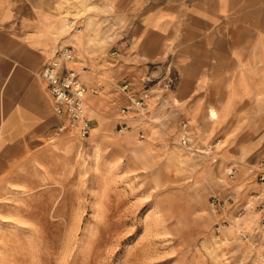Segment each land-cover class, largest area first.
I'll return each mask as SVG.
<instances>
[{
	"label": "rangeland",
	"instance_id": "374dc122",
	"mask_svg": "<svg viewBox=\"0 0 264 264\" xmlns=\"http://www.w3.org/2000/svg\"><path fill=\"white\" fill-rule=\"evenodd\" d=\"M91 23L111 37L106 18ZM164 64L131 88L145 109L122 112L128 94L101 83L87 96L90 136L58 124L4 147L0 264H264V122L258 146L239 153L252 123L172 100L179 75Z\"/></svg>",
	"mask_w": 264,
	"mask_h": 264
},
{
	"label": "crops",
	"instance_id": "0c3cea01",
	"mask_svg": "<svg viewBox=\"0 0 264 264\" xmlns=\"http://www.w3.org/2000/svg\"><path fill=\"white\" fill-rule=\"evenodd\" d=\"M69 10L87 11L85 34L66 40L75 43L79 62L89 67L83 77L88 88L133 86L152 74L154 62L167 60L165 73L184 76L178 77L172 100L206 107V120L252 123L240 136L239 153L258 146L264 122V0H0V153L24 136L39 137L61 124L42 71L66 36ZM101 17L113 26L111 37H96L91 30L90 21L94 25ZM158 66L154 73L161 72ZM214 107H220L221 117H212Z\"/></svg>",
	"mask_w": 264,
	"mask_h": 264
},
{
	"label": "built area",
	"instance_id": "2783aa9c",
	"mask_svg": "<svg viewBox=\"0 0 264 264\" xmlns=\"http://www.w3.org/2000/svg\"><path fill=\"white\" fill-rule=\"evenodd\" d=\"M66 27L71 35H80L85 29L82 19L75 16L66 19ZM66 38L58 43L54 55L43 68L42 76L52 93L55 111L61 121L59 131L66 132L73 129L81 137H88L93 131V125L87 111V96L90 92H98V90L88 88L85 84L83 77L89 71V67L79 62L75 43L67 41ZM117 88L128 94V105L121 109L122 112L134 107L146 106L145 98L136 99L129 94L131 83L119 84ZM263 169L264 161H261L258 170ZM260 179L264 182V174Z\"/></svg>",
	"mask_w": 264,
	"mask_h": 264
},
{
	"label": "bare ground",
	"instance_id": "6f19581e",
	"mask_svg": "<svg viewBox=\"0 0 264 264\" xmlns=\"http://www.w3.org/2000/svg\"><path fill=\"white\" fill-rule=\"evenodd\" d=\"M241 2H242V1H241ZM153 5H154V4H153ZM188 5H189V4H188ZM188 5H187V6H188ZM163 6H164V5H163ZM170 6H171V5H170ZM172 6H173V5H172ZM175 6H176V5H175ZM190 6H191V4H190ZM167 7H168V6H167ZM187 8H188V7H187ZM186 10H187V9H186ZM233 10H234V9H233ZM139 12H140V11H139ZM186 12H187V11H186ZM229 12H230V11H229ZM138 14H139V13H138ZM185 14H186V13H185ZM134 15H135V14H134ZM238 15H239V14H238ZM228 16H230V15H228ZM228 16H227V17H228ZM133 17H134V16H133ZM230 17H232V16H230ZM228 18H229V17H228ZM166 19H168V18H166ZM186 19H187V18H186ZM191 19H192V18H191ZM164 20H165V18H164ZM233 21H234V19H233ZM236 21H238V20H236ZM190 22H191V21H190ZM194 22H195V21H194ZM196 23H197V22H196ZM183 24H184V23H183ZM183 24H182V25H183ZM203 24H205V23H203ZM47 25H48V24H47ZM182 25H181V26H182ZM200 25H201V24H200ZM129 26H130V25H129ZM184 26H185V24H184ZM202 26H203V25H202ZM209 26H210V25H209ZM193 28H194V27H193ZM206 28H208V27H206ZM206 28H205V29H206ZM208 30H209V29H208ZM199 31H200V30H199ZM206 31H207V30H206ZM240 31H241V30H240ZM150 32H152V31H150ZM153 32H154V31H153ZM159 32H160V31H159ZM201 32H202V31H201ZM203 32H204V31H203ZM203 32H202V33H203ZM121 33H122V32H121ZM160 33H161V32H160ZM161 34H162V33H161ZM148 35H149V34H148ZM150 35H151V34H150ZM76 36H77V35H76ZM123 36H124V35H123ZM123 36H122V37H123ZM151 36H152V35H151ZM151 36H150V37H151ZM163 36H165V35H162V36L159 35V37H161V38H162ZM51 37H52V36H51ZM147 37H148V36H147ZM157 37H158V36H157ZM214 37H215V36H214ZM46 38H47V37H46ZM23 39H24V38H23ZM37 39H38V38H37ZM39 39H41V38H39ZM44 39H45V38H44ZM69 39H70V38H69ZM83 39H84V38H83ZM27 40H28V39H27ZM46 40H47V39H46ZM153 40H155V39L153 38ZM153 40H152V41H153ZM161 40H162V39H161ZM75 41H76V40H75ZM126 41H127V40H126ZM47 42H48V41H47ZM49 42H50V41H49ZM174 42H175V41H174ZM50 43H51V42H50ZM141 43H142V42H141ZM141 43H140V44H141ZM171 43H172V42H171ZM155 44H156V43H155ZM160 44H161V43H160ZM164 45H165V43H164ZM167 45L170 46L171 44H170V45L167 44ZM140 46H141V45H140ZM144 46H145V45H144ZM146 46H147V45H146ZM153 46H154V45H153ZM153 46H152V50H156V49H155L156 47L153 49ZM168 46H167V47H168ZM148 47H149V46H148ZM171 48H172V47H171ZM52 49H53V48H52ZM163 49H164V48H163ZM37 50H39V48H38ZM49 50H50V49H49ZM144 50H145V49H144ZM144 50H143V51H144ZM149 50H150V49H149ZM152 50H151V51H152ZM40 51H41V50H40ZM139 51H140V50H139ZM146 51H148V50H146ZM173 51H174V50H173ZM41 52H42V51H41ZM153 52H154V51H153ZM138 53H139V52H138ZM142 53H143V52H142ZM148 53H149V52H148ZM155 53H156V52H155ZM149 54H153V53H149ZM41 55H43V54H41ZM164 55H165V54H164ZM155 56H156V55H155ZM171 56H172V55H171ZM179 57H180V56H179ZM182 57H183V56H182ZM182 57H181V58H182ZM149 58H150V57H149ZM185 58H186V57H185ZM151 59H152V58H151ZM169 59H171V58H169ZM169 59H168V60H169ZM255 60H256V59H255ZM162 61H167V60H162ZM162 61H161V62H162ZM213 61H214V60H213ZM161 62H160V63H161ZM169 62H170V61H169ZM158 63H159V62H158ZM166 63H167V62H166ZM155 64H157V63H155ZM159 65H160V64H159ZM167 65H168V64H167ZM185 65H187V64H185ZM141 66H142V65H141ZM149 66H150V65H149ZM155 66H156V65H155ZM175 66H176V65H175ZM179 66H180V65H179ZM16 67H17V66H16ZM19 67H20V66H19ZM147 67H148V65H147ZM194 67H195V66H194ZM196 67H197V66H196ZM16 69H17V68H16ZM152 69H153V68H152ZM168 70H169V69H168ZM19 71H20V70H19ZM25 71H26V70H25ZM36 71H37V70H36ZM177 71H178V70H177ZM40 73H41V72H40ZM171 73H172V72H171ZM88 74H89V73H88ZM147 74H148V73H147ZM152 74H153V72H152ZM209 74H210V73H209ZM243 74H244V73H243ZM243 74H242V75H243ZM245 74H246V72H245ZM247 74H248V73H247ZM26 75H27V74H26ZM40 75H41V74H40ZM91 75H92V74H91ZM172 75H173V73H172ZM178 75H179V74H178ZM207 75H208V74H207ZM214 75H215V74H214ZM242 75H241V76H242ZM5 76H6V75H5ZM7 76H8V75H7ZM147 76H148V75H147ZM153 76H154V75H153ZM174 76H175V75H174ZM180 76H182L181 73H180ZM180 76H178V77H180ZM1 77H2V76H1ZM1 77H0V78H1ZM3 77H4V75H3ZM19 77H20V74H19ZM21 77H22V76H21ZM21 77H20V78H21ZM182 77L184 78V76H182ZM41 78H42V77H41ZM250 78H251V77H250ZM175 79H176V78H175ZM186 79H187V78H186ZM214 79H216V77H215ZM254 79H255V78H254ZM254 79H253V80H254ZM3 80H4V78H3ZM12 80H13V78H12ZM12 80H11V82H13ZM192 80H193V79H192ZM14 81H15V80H14ZM17 81H18V80H17ZM23 81H26V80H23ZM39 81H40V80H39ZM186 81H187V80H186ZM190 81H191V80H190ZM193 81H194V80H193ZM193 81H192V82H193ZM209 81H210V80H209ZM243 81H244V80H243ZM18 82H19V81H18ZM18 82H17V83H18ZM180 83H181V82H180ZM173 84H174V83H173ZM182 84H183V83H182ZM195 84H196V83H195ZM207 84H209V83H207ZM6 85H7V84H6ZM28 85H29V84H28ZM179 85H180V84H179ZM196 85H197V84H196ZM226 85H227V84H226ZM252 85H253V84H252ZM255 85H256V84H255ZM175 86H176V85H175ZM177 86H178V85H177ZM233 86H234V85H233ZM233 86H232V88H233ZM26 87H27V86H26ZM200 87H201V86H200ZM224 87H225V86H224ZM244 87L246 88V85H244ZM247 87H248V86H247ZM196 88H197V86H196ZM228 88H229V87H228ZM251 88H252V87H251ZM12 89H13V88H12ZM180 89H181V88H180ZM180 89H179V90H180ZM16 90H17V89H16ZM16 90H15V91H16ZM25 90H26V89H25ZM47 90H48V89H47ZM176 90H177V88H176ZM225 90H226V89H225ZM233 90H234V89H233ZM13 91H14V90H13ZM15 91H14V92H15ZM237 91H238V90H237ZM241 91H242V90H241ZM246 91H248V90H246ZM251 91H252V89H251ZM193 92H194V91H193ZM200 92H201V91H200ZM234 92H236V91H234ZM25 93H26V92H25ZM46 93H47V92H46ZM46 93H45V94H46ZM174 93H175V91H174ZM232 93H233V92H232ZM243 93H245V91H244ZM243 93H242V94H243ZM4 94H5V93H4ZM176 94H177V93H176ZM229 94H230V93H229ZM238 94H239V93H238ZM5 95H7V94H5ZM14 95H15V94H14ZM49 95H50V94H49ZM227 95H228V94H227ZM235 95H236V94H235ZM176 96H178V95H176ZM189 96H190V95H189ZM241 96H242V95H241ZM5 97H7V96H5ZM8 98H9V97H8ZM8 98H7V99H8ZM177 98H178V97H177ZM11 99H13V98H10V100H11ZM53 100H54V99H53ZM90 100H91V99H90ZM230 100H231V99H230ZM230 100H229V101H230ZM232 100H233V99H232ZM202 101H203V100H202ZM242 101H243V100H242ZM242 101H241V102H242ZM186 102H187V101H186ZM188 102H189V101H188ZM235 102H236V101H235ZM229 103H230V102H229ZM233 103H234V102H233ZM18 104H19V103H18ZM184 104H185V103H184ZM198 104H199V103H198ZM223 104H224V103H223ZM236 104H237V103H236ZM185 106H186V105H185ZM11 107H12V106H11ZM88 107H89V106H88ZM198 107H199V106H198ZM235 107H236V106H235ZM178 108H179V107H178ZM228 108H229V107H228ZM54 109H55V108H54ZM221 109H222V108H221ZM186 110H187V109H186ZM217 111H218V110H217ZM217 111H216V113L214 112V113L212 114V117H213V118H218ZM193 114H194V112H193ZM219 114H220V113H219ZM225 114H226V112H225ZM144 115H145V114H144ZM1 116H2V115H1ZM234 116H235V115H234ZM185 117H186V115H185ZM195 117H196V116H195ZM144 118H145V117H144ZM227 119H228V117H227ZM1 120H2V119H1ZM225 121H226V119H225ZM219 122H220V121H219ZM194 124H195V123H194ZM219 124H220V123H219ZM213 125H214V124H213ZM219 128H220V127H219ZM71 131H72V130H71ZM210 131H211V130H210ZM223 132H224V131H223ZM31 133H32V132H31ZM61 133H62V132H61ZM66 134H67V133H66ZM209 134H210V133H209ZM43 137H44V136H43ZM71 137H72V136H71ZM198 138H199V137H198ZM32 139H33V138H32ZM35 139H36V138H35ZM81 139H82V138H81ZM68 141H70V140H68ZM76 141H77V140H76ZM25 142H26V141H25ZM27 143H28V142H27ZM49 143H50V142H49ZM54 143H55V142H54ZM203 143H204V142H203ZM25 144H26V143H25ZM76 144H77V143H76ZM29 145H30V144H29ZM59 145H60V144H59ZM62 145H63V144H62ZM57 147H58V146H57ZM68 147H69V146H68ZM63 149H64V148H63ZM70 150H71V148H70ZM57 151H58V150H57ZM62 152H63V151H62ZM64 152H65V151H64ZM67 152H68V151H67ZM75 152H76V151H75ZM30 154H31V153H30ZM30 154H29V155H30ZM47 154H48V153H47ZM70 154H71V153H70ZM33 155H34V154H33ZM48 155H49V154H48ZM66 155H67V154H66ZM34 156H35V155H34ZM69 156H70V155H69ZM45 157H46V156H45ZM55 158H56V157H55ZM77 159H78V158H77ZM34 160H35V159H34ZM45 161H46V160H45ZM78 161H79V160H78ZM48 162H49V161H48ZM35 163H36V162H35ZM64 164H65V163H64ZM39 165H41V164H39ZM49 165H50V164H49ZM79 166H80V165H79ZM70 167H71V166H70ZM77 167H78V166H77ZM51 168H52V167H51ZM59 168H60V166H59ZM38 170H39V169H38ZM35 171H36V169H35ZM43 171H44V170H43ZM68 172H69V171H68ZM71 172H73V171L71 170ZM71 172H70V173H71ZM41 173H42V171H41ZM63 173H64V172H63ZM48 174H49V173H48ZM42 176H43V175H42ZM43 177H44V176H43ZM43 177H42V178H43ZM47 177H48V176H47ZM62 177H63V176H62ZM41 180H42V179H41ZM247 217H248V216H247ZM256 220H257V219H256Z\"/></svg>",
	"mask_w": 264,
	"mask_h": 264
}]
</instances>
